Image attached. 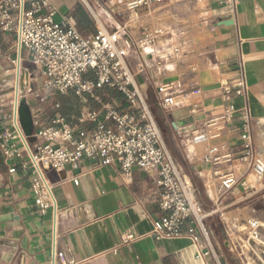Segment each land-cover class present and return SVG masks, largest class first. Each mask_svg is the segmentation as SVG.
<instances>
[{"label": "crops", "instance_id": "obj_1", "mask_svg": "<svg viewBox=\"0 0 264 264\" xmlns=\"http://www.w3.org/2000/svg\"><path fill=\"white\" fill-rule=\"evenodd\" d=\"M129 1L106 0L100 12L99 0H55L54 4L57 19H67L83 33H94L101 27L106 31L126 27L138 40L145 31H160L154 44L139 49L127 65L159 128L167 156L193 183L202 209L211 213L204 222L211 251L197 258L202 238L190 221L184 223L179 238L155 241L150 237L153 222L164 214L159 208L161 188L154 175L134 169L127 180L117 164L103 166L93 159H82L59 174L49 171L46 176L57 208L53 221L50 211L41 215L34 206L30 171L17 167L10 174L0 151V264H52L53 252L54 264H235L224 246L219 211L239 203L249 209L259 206L258 183L254 177L250 181L251 173L238 158L243 112L249 115L255 158L261 151L264 154V0H239L231 19L222 0L201 4L173 0L136 15L125 10ZM175 50L179 51L176 56ZM159 64L163 66L158 71ZM172 65L177 66L175 73H169ZM141 67L144 69L139 73ZM161 76L178 79L184 90L177 103L166 109L155 95ZM238 81L244 82L246 95L232 93L226 102L223 87H233ZM212 85L219 88L206 90ZM103 100V104L125 107L124 97L115 91ZM227 104L237 113L220 138L208 146H183V139L220 114ZM193 105L198 108L193 109ZM86 109L71 117L73 125L92 127L81 123ZM53 116L42 110V126H51ZM55 145L66 146L62 141ZM209 146H225L222 154L231 153L232 161L217 165L204 162ZM190 147L196 149L191 151ZM216 172L233 173L238 180L224 197L218 191ZM252 215L259 219L256 213ZM128 231L137 239L121 244Z\"/></svg>", "mask_w": 264, "mask_h": 264}, {"label": "built area", "instance_id": "obj_2", "mask_svg": "<svg viewBox=\"0 0 264 264\" xmlns=\"http://www.w3.org/2000/svg\"><path fill=\"white\" fill-rule=\"evenodd\" d=\"M54 1L0 0V30L14 37L13 49L18 55L19 65L23 54L40 75L44 88L61 94L72 92L79 98L89 97L100 108L85 110L81 123L92 125L85 128L73 125L72 118L61 117L58 114L60 105L52 104L46 109L54 115L51 126L44 127L40 119L42 111H33V106H30L34 132L29 140L20 126L19 103L13 100L10 115L0 117V151L9 167L8 172L15 173L17 167L30 171L34 206L41 215L50 211L53 221L57 208L52 185L46 176L49 171L59 174L82 159H93L103 166L117 164L127 180L134 169L154 175L161 188L159 208L164 214L153 222L150 237L155 241L179 238L183 234L184 223L190 221L198 231V237L202 238L197 258L208 256L211 251L210 233L204 222L211 213L202 209L193 183L180 174L167 156L159 128L127 65V60L139 49L154 44L160 31H145L138 40L131 37L126 27H117L112 31L101 27L94 33H83L67 19H57L58 9ZM205 1L193 0L195 4ZM165 2L172 3L173 0H131L125 3V10L136 15L152 5ZM222 4L228 10L226 16L231 19L239 0H222ZM178 54L179 51L175 50L174 55ZM162 66L159 64L157 70ZM143 69L139 68V73ZM160 79L155 89L156 101L166 109L177 103L176 98L184 90L178 79L162 76ZM27 82L25 88L30 86V79ZM112 91L124 97L125 107L102 103ZM232 93L244 97V82L223 87L226 102L230 101ZM197 108L193 105V109ZM236 113L235 107L227 104L220 114L204 121L190 137L183 139V146L210 145L220 138ZM240 121L241 155L238 161L254 175L258 183L255 191L259 194L256 202L264 206V164L255 158L249 115L243 112ZM57 141L66 146L55 145ZM225 149V146H209L203 161L215 165L231 162V153L222 154ZM215 174L218 191L224 197L233 190L238 180L233 173ZM224 210L219 211V216L227 252L239 264H264V220L252 218L250 223L238 224L227 219ZM251 213H256L254 207ZM198 237L194 240L198 241ZM135 239L136 235L128 231L121 237V244ZM54 257L53 252L52 264Z\"/></svg>", "mask_w": 264, "mask_h": 264}, {"label": "rangeland", "instance_id": "obj_3", "mask_svg": "<svg viewBox=\"0 0 264 264\" xmlns=\"http://www.w3.org/2000/svg\"><path fill=\"white\" fill-rule=\"evenodd\" d=\"M106 0H99L100 7L98 11H101V5ZM14 37L11 35H6L0 30V112L2 115L8 116L10 115L11 106L13 103V97L15 94V81H16V66L15 61L17 60V53L13 49L14 45ZM21 70L26 71L25 75V85L28 83L27 80L30 79V86L28 88H23L21 92V97L25 103L31 104L34 110H44L47 111L48 107L52 104H60L62 102L68 103L71 102L74 106V116L77 114H82L85 108H93L99 109L100 105L96 103L93 99L89 97H77L72 92L67 94H61L58 92H54L50 89H46L43 86V80L40 75L34 70L32 66H30L29 62L26 60L24 55L21 56ZM180 61H183V57H179ZM177 71V66L172 65L169 73H175ZM28 76V77H27ZM110 93V92H109ZM108 93V95H109ZM39 95L38 98L35 95ZM107 95V96H108ZM107 98V97H106ZM104 98V99H106ZM42 100V102H41ZM104 103V100H102ZM99 105V106H97ZM39 114V113H38ZM40 118V116H39ZM43 120V118H40ZM263 141V139H261ZM191 151L196 149L195 147L189 148ZM259 157L257 160L264 164V154L263 152H259ZM254 175L251 173L250 181H253ZM197 196V194H196ZM256 205V215L260 220H264V206L263 203H257ZM230 212V213H229ZM226 213V218L229 220L237 221L238 224H246L250 223L252 218H256L252 215L251 209L246 208L244 203H239L234 207H230L224 210ZM228 213V214H227ZM223 230V229H222ZM235 264H239L237 260L232 258Z\"/></svg>", "mask_w": 264, "mask_h": 264}, {"label": "water", "instance_id": "obj_4", "mask_svg": "<svg viewBox=\"0 0 264 264\" xmlns=\"http://www.w3.org/2000/svg\"><path fill=\"white\" fill-rule=\"evenodd\" d=\"M216 88H219V85L209 86L206 88V90H212ZM18 117L24 136L27 137L29 140H31L34 132L32 114H31L30 106L24 101H21L19 103Z\"/></svg>", "mask_w": 264, "mask_h": 264}, {"label": "bare ground", "instance_id": "obj_5", "mask_svg": "<svg viewBox=\"0 0 264 264\" xmlns=\"http://www.w3.org/2000/svg\"><path fill=\"white\" fill-rule=\"evenodd\" d=\"M26 73H27L26 71H22L21 70L19 62L17 60V62H16V71H15V75H16L15 94H14V97H13V100H15L16 104H18L21 101H23V99L21 97V92H22L23 88L25 87V75H26Z\"/></svg>", "mask_w": 264, "mask_h": 264}, {"label": "trees", "instance_id": "obj_6", "mask_svg": "<svg viewBox=\"0 0 264 264\" xmlns=\"http://www.w3.org/2000/svg\"><path fill=\"white\" fill-rule=\"evenodd\" d=\"M60 105V104H59ZM74 106L71 102L65 103L62 102L60 105V108L58 110V114L66 119H71L72 116H74Z\"/></svg>", "mask_w": 264, "mask_h": 264}]
</instances>
